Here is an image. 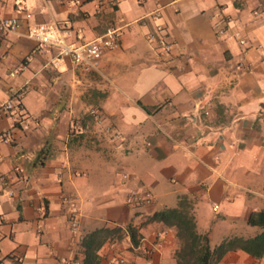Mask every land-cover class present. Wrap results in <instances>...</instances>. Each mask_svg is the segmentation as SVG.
Wrapping results in <instances>:
<instances>
[{
	"label": "crops",
	"instance_id": "0c3cea01",
	"mask_svg": "<svg viewBox=\"0 0 264 264\" xmlns=\"http://www.w3.org/2000/svg\"><path fill=\"white\" fill-rule=\"evenodd\" d=\"M0 5L20 18L0 43V104L17 100L14 110L0 109V174L9 180L0 184V264H65L63 256L83 264L81 238L101 226L121 230L99 247V264H180L176 227L148 219L180 198L192 202L197 230L212 248L264 229L247 221L264 207V0ZM43 21L70 23L78 41L116 22L119 46L97 70L52 64L56 50L28 35ZM157 21L173 43L166 59L146 36ZM92 108L102 117L93 129L85 123ZM113 129L123 139L112 138ZM136 188H149L153 201L129 202ZM212 264H264V254L232 249Z\"/></svg>",
	"mask_w": 264,
	"mask_h": 264
},
{
	"label": "built area",
	"instance_id": "2783aa9c",
	"mask_svg": "<svg viewBox=\"0 0 264 264\" xmlns=\"http://www.w3.org/2000/svg\"><path fill=\"white\" fill-rule=\"evenodd\" d=\"M154 19L161 17L160 7H157L152 12ZM122 19L120 18L119 21ZM20 25V18L17 15H8L3 12L0 5V43L4 37L9 33L16 31ZM122 25L116 22L109 23L104 31L99 35L84 41H78L73 38L74 28L68 23H57L54 21H43L31 25L28 28V35L33 38L39 48H54L56 50L55 56L51 59L52 64H59L62 60H67L71 64L80 67L83 71L97 70L103 55L110 50H114L119 46L120 31ZM222 31V30H221ZM238 34V32H237ZM146 36L150 40H155L157 44L158 56L161 59H166L172 49V41L168 38L164 28V24L155 22V30L148 31ZM258 46H261L259 44ZM12 75L14 71L10 72ZM17 106V100L14 95L7 98L0 104V109L3 111L14 110ZM95 120L101 122L102 117L98 109H91ZM23 128L29 127V119L22 118L19 120ZM111 136L114 139H123V135L118 130H110ZM2 140L8 141V135L2 136ZM129 178V173L123 171L121 173V181L125 183ZM0 184L4 187L9 186L8 178L0 174ZM10 195L13 194L12 189H8ZM154 194L149 188L133 189L128 195V201L134 205L149 204L153 201ZM214 209L218 204H214ZM77 218L73 217L71 221L72 228H77ZM10 256L20 262L22 257L19 254L11 253ZM61 261L65 264L73 263L80 264L78 260H71L68 257H61ZM72 261V262H71ZM116 263H123L124 258L120 257L115 260Z\"/></svg>",
	"mask_w": 264,
	"mask_h": 264
},
{
	"label": "trees",
	"instance_id": "16d2710c",
	"mask_svg": "<svg viewBox=\"0 0 264 264\" xmlns=\"http://www.w3.org/2000/svg\"><path fill=\"white\" fill-rule=\"evenodd\" d=\"M261 106L264 109V102ZM262 115L264 117V110ZM148 219L176 227V233L182 239L180 247L175 252L177 262L180 264H212L226 251L232 249H242L255 257L264 254V229L254 236L224 239L212 248L208 235L197 230L192 202L187 198H180L176 206L154 211ZM247 221L264 228V207L252 211ZM126 228L132 243L138 244L136 229L131 225H127ZM120 230L119 226H101L84 234L80 241L84 253L82 263L99 264V247L111 236H120Z\"/></svg>",
	"mask_w": 264,
	"mask_h": 264
},
{
	"label": "rangeland",
	"instance_id": "374dc122",
	"mask_svg": "<svg viewBox=\"0 0 264 264\" xmlns=\"http://www.w3.org/2000/svg\"><path fill=\"white\" fill-rule=\"evenodd\" d=\"M95 109H97V108H95ZM88 114H90V116L91 117H89V118H87V119H85L86 120V126L88 127V128H94V124H96L95 123V117H94V115H93V113H92V111L91 110H88ZM97 122V121H96ZM73 128H74V130H75V128H76V126L74 127L73 126Z\"/></svg>",
	"mask_w": 264,
	"mask_h": 264
}]
</instances>
